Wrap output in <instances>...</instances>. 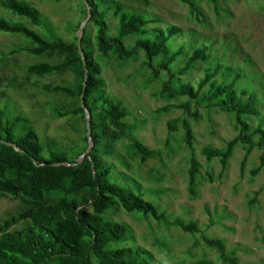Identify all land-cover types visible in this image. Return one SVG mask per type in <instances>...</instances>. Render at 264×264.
<instances>
[{"label":"rangeland","instance_id":"obj_1","mask_svg":"<svg viewBox=\"0 0 264 264\" xmlns=\"http://www.w3.org/2000/svg\"><path fill=\"white\" fill-rule=\"evenodd\" d=\"M19 1L40 11L41 26L35 27L2 8L0 18L24 23L45 39L57 35L65 42H72L80 35V28L75 30L76 26L84 25L83 35L89 41L87 48L101 68L105 96L119 102L127 111L123 133L113 129L102 113L95 115L101 127L102 142L97 154L99 160L111 168V177L128 181L143 200L151 202L165 215L168 223L178 218L184 223L195 222L199 229L198 233H185L175 226L127 213L117 204L104 214V218L130 228L132 238L126 246H140L163 264H195L203 259L223 264L217 251L203 243V237L219 238L224 241L232 264H264V168L257 176H251L262 152L257 148L252 151L243 172L240 166L245 145L235 146L223 172L218 158L207 161L202 153L204 148L225 150L227 142L239 133L235 115L208 108L199 99L190 107V114H196L197 119L180 109L162 111L164 107L185 103L187 97L171 99L163 94L166 75L160 72L155 78L144 63L143 53L135 60L126 61L117 60L111 54H100L96 31L90 17L85 15L83 0ZM194 1L203 11L205 21L196 20L194 12L179 0H150L148 3L144 0H105L99 4L98 11L111 8L105 17L108 36L117 34L115 5H120L128 14L158 21L157 25L146 28L148 37L154 36V27L174 25L180 28L181 34L168 42L170 51L182 46L186 51L184 58L173 65L175 71L184 65L192 49L205 45L209 59L196 63L179 81L195 87L207 69L218 68L210 82L228 85L236 81L237 94L244 91L243 99L251 97L258 111L256 116L243 117V121L251 129L264 128V0H216L215 4L213 0ZM136 39L128 37L123 42L130 49ZM32 45L21 35L0 33V103L9 119L15 113L28 119L45 152L51 145L69 160L72 151L80 152L82 156L76 160L79 164L87 149L91 151L94 145L92 138L85 142L86 138L88 140L87 116L85 114L84 119L81 115L58 117L56 110L61 114L76 111L79 99L52 91L54 86L77 90L78 70L70 68L62 73L30 75L27 69L31 65L58 64L66 58L62 52L40 57L20 51L8 55L10 51ZM160 62L161 59H155L153 67L156 69ZM208 92L209 87L205 86L200 97ZM172 121L177 129L169 133L167 124ZM185 122L193 133L191 149L185 143ZM134 140L154 152L144 164L140 163V154L133 147ZM192 157L199 164L194 195L188 190ZM49 196L62 195L51 193ZM23 208L25 205L20 198L0 193V222ZM15 228L19 225L12 229Z\"/></svg>","mask_w":264,"mask_h":264},{"label":"trees","instance_id":"obj_2","mask_svg":"<svg viewBox=\"0 0 264 264\" xmlns=\"http://www.w3.org/2000/svg\"><path fill=\"white\" fill-rule=\"evenodd\" d=\"M87 1L91 8L90 21L96 31L95 40L99 53L104 56L111 54L120 61L135 60L143 53L144 63L152 70L155 78H158L160 72H164L166 80L162 85V93L171 99L187 97L183 104L162 108L164 112L180 109L188 115L191 103L199 99L200 103L206 104L208 108H218L234 114L239 127L238 135L227 142L225 150L204 148L202 153L207 161L218 158L223 172L235 146L245 145L246 152L240 166L243 172L247 157L257 148L262 153L258 166L251 171V176H257L264 168V128L257 126L251 129L243 121L245 116L258 114L253 99L249 97L244 100V91L237 94L236 81L228 85L210 82L216 76L218 68L207 69L203 79L195 87L179 81L196 63L209 59L206 46L201 44L192 49L184 65L177 67L175 71L173 65L184 58L186 51L183 46L170 51L168 42L181 34L180 28L174 25L166 28L154 27V36L148 37L146 28L157 25L158 21L128 14L120 5H115L113 14L118 21L117 34L108 36L105 17L111 8L99 12V4H103L105 0ZM144 1L148 3L150 0ZM179 1L194 12L196 20L205 21L203 11L194 0ZM213 2L215 4L216 0ZM0 8L13 16L25 19L35 27L41 26L40 11L24 2L0 0ZM79 28L80 24L75 30ZM0 33L21 35L33 43L32 47L10 51L9 56L18 51L36 57L58 52L66 55L63 63L42 62L29 66L27 72L32 76H44L62 73L70 68L78 70L77 90L64 86L52 87L53 92L78 98L77 110L66 114L56 110L55 113L58 117L81 115L84 119L86 112H89L94 144L79 164H76V160L82 156L80 152L72 151L70 160L64 153L52 149L51 145H48L49 150L45 152L28 119L16 113L9 119L0 103V193L20 198L25 205L20 212L0 222V264H94V261L97 264H163L140 246H126L132 238L130 228L124 223L108 221L104 214L120 204L127 213L140 214L146 219L175 226L185 233H198L199 229L195 222L184 223L178 218L168 223L165 215L151 202L143 200L142 195L136 193L128 181L112 178L111 168L99 160L97 148L102 144L99 136L101 127L96 122L95 115L102 113L113 129L123 133L126 129L124 119L127 111L119 102L105 96L101 68L87 48L89 41L85 34L82 37L81 49L86 67L77 46V37L72 42H65L57 35H50L45 39L24 23L9 22L3 18H0ZM128 37L137 38L130 49L123 42ZM155 59H161L156 69L153 67ZM85 68L88 71L86 81ZM205 86L209 87V92L200 97ZM189 116L197 119L196 114ZM167 127L169 133L177 129L175 121L169 122ZM183 129L185 143L191 149L192 130L186 122L183 123ZM255 137L257 142H254ZM87 141L86 138L85 142ZM132 143L140 154L141 164L154 155L153 151L140 142L134 140ZM198 173L199 164L192 157L188 172V190L192 195L195 194ZM51 193H59L62 196L51 198ZM18 225L19 228L12 229ZM203 243L217 251L223 264H232L223 240L203 237ZM118 245L122 247H117ZM195 264L214 263L203 259Z\"/></svg>","mask_w":264,"mask_h":264},{"label":"water","instance_id":"obj_3","mask_svg":"<svg viewBox=\"0 0 264 264\" xmlns=\"http://www.w3.org/2000/svg\"><path fill=\"white\" fill-rule=\"evenodd\" d=\"M83 4L85 5L86 9H87V17L89 18L90 17V5L88 3L87 0H83ZM83 32H84V25H80V35L77 37V46H78V49L81 53V59L83 61V65L84 67H86V61H85V58H84V54H83V51L81 49V41H82V35H83ZM85 81H86V76H87V69L85 68ZM86 88V85L84 83V89L85 90ZM83 96H84V93L81 95V104H83ZM86 126H87V131H88V141H91V127H90V113L89 112H86ZM90 152V148L87 149L86 153L85 154H88ZM84 154V155H85Z\"/></svg>","mask_w":264,"mask_h":264}]
</instances>
